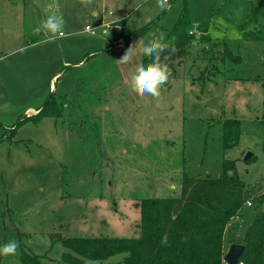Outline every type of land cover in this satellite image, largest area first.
I'll use <instances>...</instances> for the list:
<instances>
[{"label":"rangeland","instance_id":"obj_1","mask_svg":"<svg viewBox=\"0 0 264 264\" xmlns=\"http://www.w3.org/2000/svg\"><path fill=\"white\" fill-rule=\"evenodd\" d=\"M167 3L170 10L157 0H0V245H20L0 264H20L21 248L44 264H63L57 235L137 236L141 199L178 197L183 174L218 177L224 158L264 192V0ZM53 11L63 14L67 35L48 42L33 29ZM183 13L204 29L193 34L175 76L159 97L131 92L125 81L134 65L116 60L150 31L167 34ZM119 19L142 30L121 49L109 29ZM49 96L61 118L28 120L10 136ZM230 118L240 133L224 150L221 123ZM246 152L253 154L247 161ZM249 204L237 236L253 213Z\"/></svg>","mask_w":264,"mask_h":264},{"label":"trees","instance_id":"obj_2","mask_svg":"<svg viewBox=\"0 0 264 264\" xmlns=\"http://www.w3.org/2000/svg\"><path fill=\"white\" fill-rule=\"evenodd\" d=\"M109 27L111 36L121 43L118 46L120 49L128 46L142 33V30L129 31L123 19L111 22ZM191 28L183 13L173 29L166 34L165 42L174 49L167 60L172 69L169 81L175 76L177 63L185 57L192 42L194 36L189 33ZM195 29L198 31L204 28L195 26ZM250 34L254 39L258 37ZM225 49L231 54L229 58L234 62L239 61V55L234 54L226 44ZM168 51L161 54L162 60ZM149 60L148 57L143 58L144 63ZM61 111L55 97L49 96L36 113L21 119L9 134L13 135L16 127L28 120L36 122L48 116L56 123L61 118ZM239 133L240 121L237 118L222 121L220 139L224 150L237 144ZM252 157L253 154L245 161ZM256 192L237 175L234 160L224 158L218 177L195 178L183 174L178 197L141 199L137 236L57 235L53 241H57L63 248L60 253L63 264H103L120 255L117 264H224V242L244 245L239 257L241 264H264V192ZM248 202L252 205L253 213L248 225L237 236L235 228L240 225L242 216L248 215V212L243 211ZM165 234L166 246L161 243ZM19 263L44 264L39 257L24 248L20 249Z\"/></svg>","mask_w":264,"mask_h":264},{"label":"clouds","instance_id":"obj_3","mask_svg":"<svg viewBox=\"0 0 264 264\" xmlns=\"http://www.w3.org/2000/svg\"><path fill=\"white\" fill-rule=\"evenodd\" d=\"M80 3L84 6H89L93 3V0H80ZM157 4L161 10L166 8L170 10L167 0H157ZM141 5H138L139 8ZM58 7V6H57ZM151 17L146 19V22H150ZM66 21L64 16L59 11H53L47 14L39 23L37 27L33 29L34 33H44L48 42H54L57 39L66 37L64 31ZM166 34L160 29H154L150 31L145 40H141L138 48H133L132 45L124 52V54L116 60V62L123 65H134L131 72L126 77V85L128 89L143 97H159L161 89L168 83L170 76L172 75V69L169 67L167 60L174 52V49L165 42ZM169 50L168 54L164 55L163 60L161 54ZM138 57H148L149 62L144 63L142 59ZM162 245H167V235L161 240ZM19 242L15 239L10 240L0 245V256L9 257L18 255Z\"/></svg>","mask_w":264,"mask_h":264},{"label":"water","instance_id":"obj_4","mask_svg":"<svg viewBox=\"0 0 264 264\" xmlns=\"http://www.w3.org/2000/svg\"><path fill=\"white\" fill-rule=\"evenodd\" d=\"M252 155L251 152H246L243 155V159L246 160ZM244 249V245L240 243L229 244L224 256L223 261L225 264H239V257Z\"/></svg>","mask_w":264,"mask_h":264},{"label":"built area","instance_id":"obj_5","mask_svg":"<svg viewBox=\"0 0 264 264\" xmlns=\"http://www.w3.org/2000/svg\"><path fill=\"white\" fill-rule=\"evenodd\" d=\"M168 1V0H167ZM86 28H88V26H86ZM196 32V29L193 27V28H191V30H189V33L190 34H194ZM248 204H249V202H248ZM224 264H225V262H224ZM239 264H241V262H239Z\"/></svg>","mask_w":264,"mask_h":264},{"label":"crops","instance_id":"obj_6","mask_svg":"<svg viewBox=\"0 0 264 264\" xmlns=\"http://www.w3.org/2000/svg\"><path fill=\"white\" fill-rule=\"evenodd\" d=\"M120 20V19H119ZM3 58V55H0V60ZM52 86V85H51ZM41 106H39V107H37V109H36V111L38 110V108H40ZM30 109H27L26 111L28 112ZM33 111V109H31L30 111H29V113L30 112H32ZM36 113V112H35ZM34 114V113H33ZM30 115H32V114H30Z\"/></svg>","mask_w":264,"mask_h":264}]
</instances>
